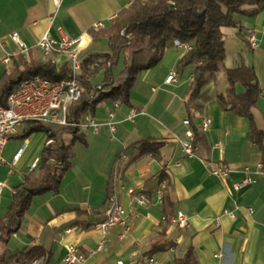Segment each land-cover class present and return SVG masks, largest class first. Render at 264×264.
<instances>
[{
  "label": "crops",
  "instance_id": "1",
  "mask_svg": "<svg viewBox=\"0 0 264 264\" xmlns=\"http://www.w3.org/2000/svg\"><path fill=\"white\" fill-rule=\"evenodd\" d=\"M135 0H62L56 18L72 38L83 36L86 45L83 57L107 54V39L92 38L89 30L99 22L106 27L120 11ZM55 12L52 0H0V76L11 66L3 64L6 55L20 53L11 40L18 33L29 48L49 29V16ZM248 29L257 31L258 47L252 48L245 39ZM228 56L225 66L235 69L247 66L254 69L261 88L260 99L253 109L258 130L264 133V8L254 17L245 16L242 24L223 28ZM188 49L185 43L168 44L162 61L144 70L131 92L129 104L104 100L96 107L95 118L101 123L99 133L82 130L83 141L76 142V155L64 176L59 194L47 192L35 196L22 219L20 230L9 241L0 242V260L16 264L23 253L43 248L37 264H64L68 246H78L86 255L85 264H176L189 247H193L201 264H264V161L259 147L250 141L252 124L246 117L225 112L219 105L217 92L227 88L223 72L203 90L197 102L203 114L194 115V123L202 132L205 143L196 145L195 156L189 157L176 138L186 140L192 130L186 99L194 78V68L182 75L176 66ZM57 56L58 64L65 62ZM129 60L122 56L118 74ZM175 81L167 82L172 73ZM102 76L98 81H101ZM244 89L238 86V92ZM134 108L138 115L128 119ZM115 112L112 134L107 125L108 114ZM204 118L211 120L207 131L201 129ZM25 125L17 135L8 139L4 150V165L0 169V219L12 201L14 190L36 168L48 141L47 133L38 132L23 138ZM194 132V131H193ZM70 144L72 134H64ZM145 142L164 143L162 161L151 155L139 156V146ZM19 158L16 160V156ZM122 159L117 167V161ZM227 165L232 172L227 179L210 173L209 164ZM168 181L160 182L162 174ZM254 184L235 191L233 186L246 178ZM146 187L151 204L134 207L128 188ZM117 193L128 212L130 230L118 226L103 239L96 224L105 218L107 200ZM171 199L172 213L183 211L191 218V229L179 231L168 226L166 242L174 247L150 255L152 245L161 239L165 216L164 196ZM235 218L223 215L224 209ZM220 226L216 227V222ZM73 229L70 233L66 230ZM26 263L25 259H21ZM18 263V262H17ZM21 263V262H19Z\"/></svg>",
  "mask_w": 264,
  "mask_h": 264
},
{
  "label": "trees",
  "instance_id": "2",
  "mask_svg": "<svg viewBox=\"0 0 264 264\" xmlns=\"http://www.w3.org/2000/svg\"><path fill=\"white\" fill-rule=\"evenodd\" d=\"M263 8L264 0H135L120 11L108 27L91 28L89 35L92 38L107 39L109 53L90 55L84 59L82 73L78 77L83 92L79 101L68 109L69 126L43 121L25 123L23 138L45 132L51 144L44 149L36 168L15 188L7 212L0 219V242L9 241L20 230L22 219L35 196L47 192L60 193L64 176L76 155V142H84L82 130L74 124L80 123L87 114L94 117L97 105L104 100L129 104L139 74L156 67L172 41L190 46V50L178 61L176 70L182 75L188 68H194V78L186 99L189 122L195 134L194 144L205 143L202 132L194 123V115L203 114V106L197 99L202 90L223 72L227 88H218V103L225 112L250 120L252 131L249 139L259 147L264 158V133L256 127L253 115L261 92L258 78L251 67L226 68L228 52L222 31L223 28L240 26L243 17L257 16ZM122 56L127 57L129 63L117 74ZM73 76L67 61L58 64L56 55L44 56L37 48H29L26 54L12 56L10 69L0 76V106L7 107L10 94L34 77L59 84ZM100 76L102 79L98 81ZM238 86L244 91L239 93ZM67 133L73 135L70 144H66L63 138ZM164 145L159 142L142 143L139 156L151 155L162 161L161 149ZM166 180L167 175L163 173L160 182ZM164 205L165 216H172L168 195L164 196ZM167 229L168 225L162 228L161 239L151 247V256L175 246L173 242L164 241ZM43 253V248L36 247L24 252L22 258L27 263ZM22 258L16 263L23 262ZM14 263L0 260V264ZM176 264L201 263L194 248L189 247Z\"/></svg>",
  "mask_w": 264,
  "mask_h": 264
},
{
  "label": "built area",
  "instance_id": "3",
  "mask_svg": "<svg viewBox=\"0 0 264 264\" xmlns=\"http://www.w3.org/2000/svg\"><path fill=\"white\" fill-rule=\"evenodd\" d=\"M62 0H52L55 7V12L49 16V29L38 40L36 48L44 55H56L64 57L70 64L73 71V78L67 81H63L59 84H52L50 81L41 77H34L30 80L23 82L15 91H13L8 97L7 107L0 106V169L4 165V150L7 146L8 139L11 136L17 135L20 128L28 121H43L46 123L57 124L60 126H69L68 123V109L69 107L79 101L82 96L83 89L80 85L78 77L82 73V64L84 61L83 48L86 45V40L83 36L78 38L70 37L65 29L56 24L57 14L59 12ZM94 29H104L106 24L99 22ZM245 39L252 48L258 47L257 31L255 29H248L245 32ZM12 42L17 46L20 53L26 54L29 47L21 39L18 33L11 34ZM185 48L190 50V46L185 44ZM11 56L8 54L2 60L6 66H11ZM176 73L170 74L167 82L175 81ZM264 95V88L262 90ZM119 107V102H115V109ZM138 110L132 108L129 111L128 119L134 121L138 115ZM115 112L110 111L108 114L107 125L110 127L112 134L116 132V127L113 122ZM185 125L189 126L190 122L185 121ZM211 125L209 118H204L202 121L201 129L203 132L207 131ZM81 130L91 129L94 133H99L101 123L93 117L91 114H87L84 119L74 124ZM181 144L183 151L189 157L195 156L196 145L195 134L192 130L186 133V140L176 138ZM51 141H47L46 145H50ZM18 154L16 160L19 158ZM122 162V159L117 161V167ZM37 166V165H36ZM260 169H264V161L260 164ZM210 173L218 178H229L232 169L227 165L222 164H209ZM254 184L251 178H246L242 182L236 183L233 188L235 191H239L245 186ZM4 188V184L0 182V194ZM127 194L130 197V203L134 207L149 206L151 200L148 195L146 187L140 186L138 188H128ZM105 218L96 224V227L102 232L103 239L98 247V250H102L106 243V236L108 232L118 226H121L130 230L128 221V212L120 200L117 193L111 194L107 200V206L105 209ZM223 215L235 218V213L226 208L223 211ZM161 222L164 225H168L179 231H188L191 229V218L183 211H177L172 216H163ZM220 226L219 221L216 222V227ZM73 229L66 230V233H70ZM87 257L83 254L78 246L70 245L66 250L64 257V264H85ZM147 264H155L154 258H146ZM38 261L34 260L27 263L16 264H37Z\"/></svg>",
  "mask_w": 264,
  "mask_h": 264
},
{
  "label": "rangeland",
  "instance_id": "4",
  "mask_svg": "<svg viewBox=\"0 0 264 264\" xmlns=\"http://www.w3.org/2000/svg\"><path fill=\"white\" fill-rule=\"evenodd\" d=\"M131 50H129V52H130ZM129 52H128V54H129Z\"/></svg>",
  "mask_w": 264,
  "mask_h": 264
}]
</instances>
